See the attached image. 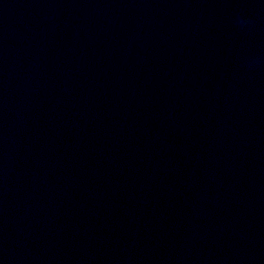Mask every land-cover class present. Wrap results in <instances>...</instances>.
<instances>
[{
    "label": "water",
    "instance_id": "water-1",
    "mask_svg": "<svg viewBox=\"0 0 264 264\" xmlns=\"http://www.w3.org/2000/svg\"><path fill=\"white\" fill-rule=\"evenodd\" d=\"M0 264H264V0H0Z\"/></svg>",
    "mask_w": 264,
    "mask_h": 264
},
{
    "label": "clouds",
    "instance_id": "clouds-1",
    "mask_svg": "<svg viewBox=\"0 0 264 264\" xmlns=\"http://www.w3.org/2000/svg\"><path fill=\"white\" fill-rule=\"evenodd\" d=\"M237 22L241 27H247L252 23L251 19L247 16L238 13L236 17ZM261 63V57L259 56H250L247 60V66L251 69Z\"/></svg>",
    "mask_w": 264,
    "mask_h": 264
}]
</instances>
